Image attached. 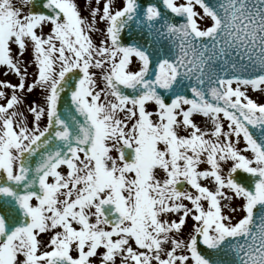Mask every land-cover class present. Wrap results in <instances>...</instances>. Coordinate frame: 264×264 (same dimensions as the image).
I'll return each mask as SVG.
<instances>
[{"label":"snow or ice","instance_id":"1","mask_svg":"<svg viewBox=\"0 0 264 264\" xmlns=\"http://www.w3.org/2000/svg\"><path fill=\"white\" fill-rule=\"evenodd\" d=\"M0 69V264H264V0H0Z\"/></svg>","mask_w":264,"mask_h":264},{"label":"rangeland","instance_id":"2","mask_svg":"<svg viewBox=\"0 0 264 264\" xmlns=\"http://www.w3.org/2000/svg\"><path fill=\"white\" fill-rule=\"evenodd\" d=\"M102 2H103V0H101V3H102ZM78 3H79V5H80L81 9L83 10V9L85 8L86 0H78ZM93 3H94V0H93ZM83 14H84V15H87V12H84ZM100 27H103V26L100 25ZM0 71H2V69H0ZM31 71H32V69L29 68V72H31ZM0 79H9V80H11L13 83L16 82V78H15V76H13V75H9V76H7V77H4V76L0 75ZM255 98L259 99L260 97H259V95H257ZM33 99L39 100V90L34 91L31 95H28V100H29V101H31V100H33ZM29 119H31V117H29Z\"/></svg>","mask_w":264,"mask_h":264},{"label":"flooded vegetation","instance_id":"3","mask_svg":"<svg viewBox=\"0 0 264 264\" xmlns=\"http://www.w3.org/2000/svg\"><path fill=\"white\" fill-rule=\"evenodd\" d=\"M98 39V38H97Z\"/></svg>","mask_w":264,"mask_h":264}]
</instances>
